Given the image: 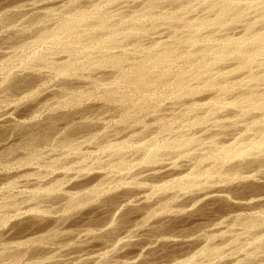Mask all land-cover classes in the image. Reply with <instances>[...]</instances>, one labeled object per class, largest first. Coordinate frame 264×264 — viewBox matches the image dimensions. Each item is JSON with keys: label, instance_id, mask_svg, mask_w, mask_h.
I'll return each instance as SVG.
<instances>
[{"label": "rangeland", "instance_id": "rangeland-1", "mask_svg": "<svg viewBox=\"0 0 264 264\" xmlns=\"http://www.w3.org/2000/svg\"><path fill=\"white\" fill-rule=\"evenodd\" d=\"M57 1L0 0V264H264V141L258 155L208 156L264 138V52L248 69L229 54L196 74V57L207 63L211 54H187L192 31L164 17H214L207 0ZM249 10L237 25L223 16L242 28L212 35L238 37L250 22L264 31ZM170 45L180 48L173 61L147 64L149 51ZM139 62L150 67L123 83L121 71ZM176 76L195 93L179 94ZM246 95L262 105L237 104ZM186 176L195 183L177 187ZM218 194L225 201L212 199Z\"/></svg>", "mask_w": 264, "mask_h": 264}, {"label": "bare ground", "instance_id": "bare-ground-1", "mask_svg": "<svg viewBox=\"0 0 264 264\" xmlns=\"http://www.w3.org/2000/svg\"><path fill=\"white\" fill-rule=\"evenodd\" d=\"M53 0H51V3L53 4L54 2H52ZM59 1V0H58ZM57 1V2H58ZM156 1L157 0H155V2H154V6L155 5H157L159 2H161V1H163L164 2V0H161V1H159L158 0V2L156 3ZM171 2L172 4H173V2H174V4H176L175 2H178L177 4H179V1H182V0H168V2ZM202 1H204V0H202ZM170 2H169V4H170ZM184 2V1H183ZM207 2V4H208V2L210 3L209 4V10L210 11H216L215 13V16L214 17H207V16H203L202 18H196V16H195V20L194 21H186V19H185V21H184V19H183V17H184V15H182V18H180V16L178 15L177 16V13H176V15H175V13H170L171 15H168V16H165L164 17V21L166 22V24H169L170 22H173V21H176L175 23L173 22V24H176L177 22H179V23H181L180 25L182 26V23H183V25L185 26V27H187V28H189V31L191 30L192 31V33H193V36H192V38L190 39V36H189V38L188 39H190V41H188L187 43L190 45L189 46V48H191L192 46H193V48H192V50L190 49L188 52H187V54H211V59H208L209 60V62H205L203 59H201V58H197L196 57V60H194L195 61V71H197L196 72V74L197 73H199V74H201L200 72H205V71H208L209 70V68L210 69H212V65L214 66V64H216V63H218V62H220V61H224L225 60V58H226V60H227V56L229 55V54H234V55H236V57H238V60H239V64H238V67L237 68H240V69H248V67L250 68V65H252V63L254 62V59H255V57L256 56H258L259 54H262L263 52H264V31H262V29L260 30L261 32H257V33H254L255 32V30H257L256 29V26H255V30L253 29L252 30V27L254 26V22L253 23H249V24H247L243 29H244V31L242 30V34L240 35V36H238V37H236V36H234V34L233 35H231L232 34V32L231 33H229L228 34V32H224V33H222L223 35H221L220 37H219V34H218V36H213L212 35V30H214L215 31V29H219L220 30V32L222 31V30H226L227 31V29H229V31L231 30V28H235L236 27V29H237V27L238 26H240V25H238V26H235V27H233V23H235L236 24V22H239V21H242V19L243 18H245L246 16H244L245 15V13H246V15H247V12L248 11H246L245 12V10L246 9H250V10H254V11H256V17H257V19L256 20H258L259 21V23H261V22H263L264 23V0H254V3L252 2V0H207L206 1ZM59 3V2H58ZM156 3V4H155ZM162 3V2H161ZM167 3V1L165 2V4ZM181 3V2H180ZM187 3H189L188 1H187ZM186 3V4H187ZM35 4V3H34ZM184 4V3H183ZM204 4H205V2H204ZM50 5V4H49ZM70 5V4H69ZM181 5H182V3H181ZM191 5V4H190ZM193 5V4H192ZM191 5V6H192ZM195 5V4H194ZM193 5V6H194ZM31 6V5H30ZM32 6H34V5H32ZM152 6V5H151ZM154 6H152V8L154 7ZM172 6V5H171ZM184 6V5H183ZM206 6V5H205ZM182 7V6H181ZM187 7V6H186ZM172 8V7H171ZM198 8V7H197ZM201 8V7H200ZM173 9V8H172ZM185 9H187L188 10V8H185ZM190 9V8H189ZM179 10V9H178ZM182 10H184L183 8H182ZM206 10V9H205ZM209 10L207 11V14H208V12H209ZM249 10V11H250ZM11 12H13V11H15V10H10ZM9 11V12H10ZM8 11H7V13H9ZM10 12V13H11ZM17 12V11H16ZM178 12V11H177ZM181 12V11H180ZM188 12H190V11H188ZM187 12V13H188ZM205 12V11H204ZM213 12V13H214ZM230 12V15H231V13H232V15H233V18H232V22L233 23H231V25H232V27L231 28H229V24L227 25V23H226V19H224L223 18V16L225 15V16H227L226 15V13L228 14ZM250 12H252V11H250ZM6 13V14H7ZM9 13V14H10ZM13 13H15V12H13ZM13 13H12V15H13ZM179 13V12H178ZM183 14H184V12H182ZM186 13V12H185ZM186 13V14H187ZM180 14V13H179ZM205 14H206V12H205ZM206 14V15H207ZM181 15V14H180ZM209 15L211 16V14H210V12H209ZM213 15V14H212ZM7 16H8V14H7ZM13 16H15V14L13 15ZM72 16V15H71ZM79 17H74V18H72V21L74 22V23H77V21H78V23H79V18H81L80 17V15H78ZM201 16V15H200ZM199 15L197 16V17H200ZM228 16H229V14H228ZM244 16V17H243ZM10 17H11V14H10ZM206 17V18H205ZM243 17V18H242ZM192 18V17H191ZM223 18V19H222ZM226 18V17H225ZM230 18V19H231ZM6 19V18H5ZM12 19V18H11ZM254 19V20H255ZM71 20V19H70ZM70 20H69V22H70ZM248 20V19H247ZM255 20V21H256ZM71 21V25H72V22ZM163 21V22H164ZM245 21V20H244ZM244 21H242V22H244ZM252 21V20H251ZM257 21V22H258ZM246 22V21H245ZM244 22V23H245ZM248 22H249V20H248ZM179 23H177L178 25H179ZM172 24V25H173ZM234 24V25H235ZM226 25L228 26V27H226ZM237 25V24H236ZM243 25V24H242ZM241 25V26H242ZM65 26V25H64ZM63 26V27H64ZM180 26V27H181ZM183 26V27H184ZM240 26V27H241ZM259 26V28L260 27H262L261 26V24L260 25H258ZM62 27V28H63ZM65 28V27H64ZM67 28V27H66ZM242 28V27H241ZM70 29H73V27L72 28H70ZM69 29V30H70ZM99 29V28H98ZM207 29H209V31L210 32H208V34H206L205 32H203L204 30H207ZM68 30V29H67ZM74 30V29H73ZM264 30V29H263ZM10 31V30H9ZM65 31V30H64ZM71 31V30H70ZM177 31V30H176ZM190 31V32H191ZM231 31H234L233 29L231 30ZM241 31V30H240ZM236 32V31H235ZM67 33V32H66ZM132 33H134V31L132 32ZM178 33V32H177ZM203 33H204V36H203ZM218 33V32H217ZM68 34V33H67ZM70 34V33H69ZM214 34V33H213ZM216 34V33H215ZM54 36H55V34H54ZM179 36V35H178ZM177 36V37H178ZM110 37V36H109ZM176 37V36H175ZM184 36H182V38H183ZM1 39V38H0ZM7 39V38H6ZM111 39V38H110ZM172 39H174L173 37H172ZM176 39V38H175ZM185 40H183V39H181V38H179V39H177L176 40V44H183V43H185V41L187 40V37L186 38H184ZM1 42V41H0ZM106 42V41H105ZM106 44V43H105ZM174 44H175V41H174ZM173 44V45H174ZM173 45H170V46H172L171 47V49H170V47H167V48H169V49H164V50H156V52L155 51H149L150 53L151 52H153V53H151V55H150V53H148V56L149 57H147L148 59H147V61H148V63L147 64H149V65H155V64H159V63H166V65H167V62L169 61V59L171 58V56H172V54H176V50H178L177 49V47L176 48H174V46ZM184 45V44H183ZM169 46V45H168ZM187 46V45H186ZM103 48H105L104 47V44H103V46H102ZM157 47V46H156ZM155 49V48H154ZM153 49V50H154ZM179 50H180V48H179ZM178 50V51H179ZM185 50V49H184ZM182 52V51H181ZM193 52V53H192ZM180 53V52H179ZM184 54V53H183ZM186 54V53H185ZM180 55V54H179ZM109 56V55H108ZM201 55H199V57H200ZM87 57V56H86ZM117 58V57H116ZM114 59V60H111L113 63H111L112 65H114V67L115 68H119V66L121 67V65H120V63H122L121 62V60H120V58H118V59ZM205 58H209L208 56L207 57H205ZM204 58V59H205ZM258 58V57H257ZM113 59V58H112ZM121 59H123V58H121ZM187 59L188 60H192V56L191 55H187ZM109 60V59H108ZM171 60H172V58H171ZM207 60V61H208ZM110 61V60H109ZM173 61V60H172ZM66 62V63H65ZM65 62H63V63H65V66L62 64V62H61V65L64 67V69L62 70V71H64V72H66L67 70H69L70 69V66H73L72 64L70 65L69 64V62L70 61H65ZM68 62V63H67ZM91 64V63H90ZM141 64L142 63H137V64H135V72H131V73H129L128 71V73L126 72V71H121V74H122V76H121V79H123V80H121L123 83H132V84H136L137 83V77L138 76H140V75H142V73H144L145 74V72H144V70H146V69H148V67H150V66H147V64H146V66H147V68H145L146 66H145V64H143V66H141ZM170 64V63H169ZM264 64V63H263ZM61 65H59V68H61ZM88 65V64H87ZM133 65V64H132ZM152 65V66H153ZM156 66V65H155ZM155 66H153V67H155ZM160 66V65H159ZM163 66V65H162ZM85 67V66H84ZM73 68V67H72ZM143 68H145L144 70H143ZM264 68V67H263ZM152 69V68H151ZM60 70V71H61ZM122 70V69H121ZM59 71V72H60ZM133 71V70H132ZM149 71V70H148ZM151 71V70H150ZM149 71V72H150ZM179 71V72H178ZM177 72L178 73H182V71H180V70H178ZM235 71V70H234ZM70 72V71H69ZM62 73V72H61ZM148 73V72H147ZM165 73V72H164ZM163 73V76L166 74H164ZM233 73V72H232ZM67 74V73H66ZM66 74L64 75V76H66ZM203 74V73H202ZM253 74V73H252ZM61 75V74H60ZM183 74H181V75H179V76H181V78L183 77L182 76ZM254 75V74H253ZM256 75V74H255ZM71 76V75H70ZM166 76V75H165ZM179 76H176V78H175V80H174V82H173V86H174V88L176 87V90H177V92H179V94H181V95H193L195 92H194V90L192 89V88H190L188 85H187V83H186V81L185 80H183V79H185V78H183V79H181ZM196 76V75H195ZM252 76V75H251ZM257 76H258V74H257ZM142 77V76H141ZM175 77V76H174ZM197 77H199V76H197ZM224 77V76H223ZM139 78V77H138ZM217 78V77H216ZM250 78V77H249ZM68 79V78H67ZM140 79V78H139ZM252 80H258L259 81V77H256V76H252V78H251ZM264 79V78H263ZM75 80V79H74ZM262 80V79H261ZM115 81V80H114ZM119 81V80H118ZM170 81V80H169ZM75 82V81H74ZM212 82L213 81H211V82H208L207 84H206V87H211V85H212ZM81 83V82H80ZM138 84H139V82H138ZM255 84H257V83H255ZM78 85V84H77ZM13 87V86H12ZM135 87V86H134ZM232 88V87H231ZM219 89H220V91L221 92H226V91H228L229 89H230V86H228V85H220V87H219ZM171 90H172V88H171ZM175 90V91H176ZM198 90V89H197ZM197 92V91H196ZM199 93V92H198ZM251 93V92H250ZM253 94V93H252ZM113 94H111V96L110 97H108L107 99H110L109 101H111V100H113L114 101V99H115V101H116V99L118 100V97H116L115 95H113V96H115V97H113L112 96ZM163 95V94H162ZM256 95V94H255ZM264 96V95H263ZM262 96V99L264 98ZM189 97V96H188ZM243 97V98H242ZM241 97V99H237L238 101H237V104H239L240 105V103H242V102H244V104H246V102H251L252 104H249V105H252V107L253 108H257V107H259V106H261L262 105V101H261V103H259V101H260V99H259V101H255L254 100V102H252L253 101V98H254V95H253V98L251 97V96H248V95H246L245 97L244 96H242ZM258 97V96H257ZM260 98V97H259ZM231 100V99H230ZM257 100H258V98H257ZM256 103V104H255ZM238 105V106H239ZM263 107H264V104H263ZM263 109V108H262ZM93 110V109H92ZM248 110V109H247ZM62 113V112H61ZM60 115V114H59ZM64 115V114H63ZM222 116V115H221ZM56 118V117H55ZM54 118V119H55ZM57 118H59V117H57ZM49 119V118H48ZM53 119V120H54ZM61 119V118H60ZM51 120V122L50 123H52L53 121H52V119H49L48 121H50ZM251 120V119H250ZM47 121V120H46ZM47 121V122H48ZM82 121H80V123H81ZM85 122V121H84ZM83 122V123H84ZM44 123V122H43ZM50 123H49V125H47V126H49L50 127ZM80 123L78 122V126L80 125ZM83 123H81V125H84L85 123H87V122H85L84 124ZM45 124V123H44ZM46 124H48V123H46ZM53 124V123H52ZM77 124V123H76ZM251 124V123H250ZM254 125H255V123H253ZM3 127H4V125H2ZM2 126L0 125V130H1V128H2ZM27 125H25L24 127H25V129L26 130H24L23 129V131L25 132V131H27V130H29V128L31 127L32 128V125L28 128V127H26ZM29 126V125H28ZM46 126V125H45ZM46 126V127H47ZM52 126V125H51ZM77 126V125H76ZM87 126H88V124H87ZM80 127V126H79ZM84 127V126H83ZM82 126L80 127V128H83ZM85 127H86V124H85ZM31 128H30V130H31ZM48 128V127H47ZM72 128V127H71ZM260 128V127H259ZM76 129H79V128H77L76 127ZM90 129V128H89ZM259 130H261V129H259ZM259 130H257V129H255V131L257 132V131H259ZM1 131H3V129L1 130ZM0 131V132H1ZM27 133H28V135L29 134H32L31 132L29 133L28 131H27ZM27 133H26V135H27ZM228 133V132H227ZM262 133V138H263V132H261ZM25 134V133H24ZM258 134H260V132L258 133ZM258 134H256V135H258ZM25 135V136H26ZM27 135V136H28ZM31 136V137H30ZM29 136V139H31L32 140V135H30ZM104 136V135H103ZM261 136V135H260ZM255 138H258V137H255ZM27 139V138H26ZM28 139V140H29ZM260 139H261V137H260ZM189 140V139H188ZM257 140H259V138L258 139H256V141H253L252 140V142H250V143H248V144H242L241 146H238V147H232V146H234L233 144H235V143H237V142H234L233 144H231L232 146H231V148L229 147V148H226V146H225V148H221V147H217V148H215V150L212 152V153H210L208 156L209 157H211V158H213V159H217L218 160V157H217V155H220L221 153H225V154H227L226 155V157L228 156V157H232V158H240V156H245L246 155V153L249 155V153L250 154H252L253 156H254V154L253 153H251L252 152V150L254 151V150H257V155H258V153L259 152H262L259 148H261V145H262V142L261 141H264V138L262 139V140H259V141H257ZM242 141L244 142V140L242 139ZM242 141H241V143H242ZM248 141H249V139H248ZM180 143L182 142V141H179ZM192 142V141H191ZM183 143L185 144V142L183 141ZM187 143V142H186ZM190 143V142H189ZM176 144H178V143H176ZM175 144V142H174V144L172 143L171 145H175V147H177V145ZM188 144V143H187ZM191 144V143H190ZM170 145V144H169ZM169 145H168V147H169ZM236 145V144H235ZM189 146V145H188ZM223 146V147H224ZM228 146V145H227ZM237 146V145H236ZM114 147V146H113ZM172 147V146H171ZM183 147V146H182ZM185 147V146H184ZM183 147V148H184ZM174 148V147H173ZM179 148V147H178ZM181 148V147H180ZM263 148V147H262ZM12 149V148H11ZM206 151V150H205ZM152 152H156L155 150L154 151H152ZM152 152H150L149 153V155H151L150 157V159H152V161H153V159H154V161L153 162H156L155 160V158H156V154H154V156H155V158L152 156L153 155V153ZM254 153H255V151H254ZM222 155V154H221ZM262 155V154H261ZM153 157V158H152ZM227 157V158H228ZM149 158V157H148ZM147 158V159H148ZM227 158H225V161L224 162H226V159ZM229 158V160H231ZM221 159H224V157H222ZM216 160V161H217ZM220 160V159H219ZM149 161V160H148ZM211 161V160H210ZM221 161V160H220ZM213 162V161H212ZM223 162V161H222ZM249 162V161H248ZM247 161H246V163L245 164H247L248 163ZM251 162V161H250ZM249 162V163H250ZM150 163H151V161H150ZM199 163V162H198ZM248 163V164H249ZM253 163H254V161H253ZM247 164V165H248ZM251 164V163H250ZM257 164V163H256ZM158 165V164H157ZM215 165V164H214ZM261 165H263V163H261ZM153 166V165H152ZM162 166V165H161ZM259 166H260V163H259ZM264 166V165H263ZM163 167H166V166H164L163 165ZM208 167V166H207ZM141 168H143V167H141ZM161 168V167H160ZM152 169V168H151ZM158 169H159V167H158ZM162 169V168H161ZM163 169H165V168H163ZM157 169L156 168H154L153 169V171H156ZM160 170V169H159ZM145 171H147V170H145ZM149 171V170H148ZM167 171V170H166ZM169 171V170H168ZM157 172V171H156ZM150 173V172H149ZM145 174V173H144ZM143 174V175H144ZM152 175H154V172L153 173H151ZM140 175V174H139ZM263 175V174H262ZM147 176H151L150 174L148 175V173H147V175H146V177ZM187 177V178H186ZM185 177V181H183L182 180V182L181 181H179L178 179H179V176H178V181H177V183H176V185H177V187H179V188H181V189H184V188H186L187 186L189 187V185H192V184H194L195 183V180L191 177V176H186ZM225 178V177H224ZM223 178V179H224ZM228 179V178H227ZM263 180H264V178H262ZM225 181V180H224ZM230 181V180H229ZM262 183H264V182H262ZM258 186L260 185V186H262L263 185V187H264V184H257ZM249 186V185H248ZM161 187V189H162V186H160ZM160 187H158V188H160ZM166 186H163V188H165ZM166 189V188H165ZM210 189V188H209ZM91 191V190H90ZM213 195V194H212ZM81 196V195H80ZM211 197V196H210ZM213 198L212 199H215V200H221V201H225V200H222V199H224V195H223V197H222V195H214V196H212ZM55 199V198H54ZM75 199V198H74ZM76 199H77V197H76ZM75 199V200H76ZM210 199V198H209ZM212 201V200H211ZM221 201H219V202H221ZM217 202V201H216ZM224 203V202H223ZM136 212V211H135ZM134 214H136V213H134ZM128 218V217H127ZM126 220V219H125ZM124 221V220H123ZM264 220H262V222H263ZM126 223V222H125ZM159 224V223H158ZM154 225V224H153ZM159 225H161V224H159ZM152 227V226H151ZM151 227H150V230H151ZM157 227V226H156ZM115 228V227H114ZM153 228V230H151V231H155V230H157V228H155V226L154 227H152ZM159 229V228H158ZM144 230H146V229H144ZM144 230H142L141 232H143ZM147 230L148 231H144V232H150L149 231V229L147 228ZM140 232V231H139ZM143 232V233H144ZM157 232V231H156ZM51 234V233H50ZM106 234V233H105ZM142 234V233H141ZM135 236V235H134ZM40 238V237H39ZM264 238V237H263ZM165 240H166V238H164ZM164 239H163V243L162 244H164V246H169L170 244H171V246L170 247H173L172 245H174V243L175 242H178V241H175L174 242V239H171V240H166V241H164ZM262 239V238H261ZM130 240V239H129ZM128 240V241H129ZM135 240V239H134ZM134 240L132 241V242H134ZM138 240V239H137ZM137 240H135L136 242H137ZM173 240V241H172ZM102 241V240H101ZM104 241V240H103ZM135 242V243H136ZM180 242V241H179ZM182 242V241H181ZM180 242V243H181ZM258 242V241H257ZM256 242V243H257ZM259 242H261V241H259ZM259 242L257 243V244H259ZM263 242V241H262ZM86 243H88V242H86ZM127 243V242H126ZM131 243V242H130ZM180 243H178L179 245H180ZM183 243V242H182ZM254 243V242H253ZM264 243V242H263ZM263 243L262 244H260L261 245V247H263L262 245H263ZM81 244V243H80ZM85 244V243H84ZM128 244V243H127ZM126 244V245H127ZM82 245H83V243H82ZM133 245V244H132ZM254 245H256V244H254ZM85 246V245H84ZM205 248V247H204ZM207 248V247H206ZM220 248V247H219ZM249 248V247H248ZM218 249V248H217ZM225 249V248H224ZM226 249H227V247H226ZM222 250V248L220 249V251ZM213 251V250H212ZM212 251L210 252L211 253V255H212ZM218 251H219V249H218ZM222 251H224V250H222ZM200 252V251H199ZM202 252H204V251H202ZM200 253L199 255L201 256L203 253ZM209 252V251H208ZM217 252V251H216ZM198 253V252H197ZM196 253V254H197ZM195 254V255H196ZM214 254H216L215 252H214ZM217 254H219L218 252H217ZM217 254H216V256H217ZM14 255V254H13ZM204 255V254H203ZM220 255H221V252H220ZM251 255V254H250ZM249 256V255H248ZM196 257H198V256H196ZM88 258H90V257H87L86 259H88ZM249 258H251V256H249ZM92 259V258H91ZM90 259V260H91ZM194 259H196V258H193L192 260L193 261H190V259H186L184 262H183V264L185 263V264H188L189 262H193L194 263ZM89 260V259H88ZM127 263V262H126ZM128 263H130V262H128ZM181 263V262H180ZM179 263V264H180Z\"/></svg>", "mask_w": 264, "mask_h": 264}]
</instances>
